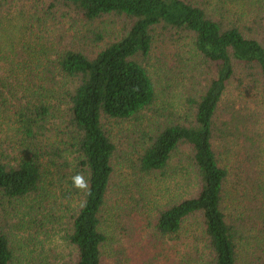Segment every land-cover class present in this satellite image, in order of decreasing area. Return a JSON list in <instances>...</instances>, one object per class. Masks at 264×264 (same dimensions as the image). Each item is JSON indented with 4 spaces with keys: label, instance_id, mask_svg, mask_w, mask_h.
<instances>
[{
    "label": "trees",
    "instance_id": "16d2710c",
    "mask_svg": "<svg viewBox=\"0 0 264 264\" xmlns=\"http://www.w3.org/2000/svg\"><path fill=\"white\" fill-rule=\"evenodd\" d=\"M48 1V13L69 10L88 21L114 16L131 22L120 39L111 41L94 58L70 49L55 61V74L68 84L65 91H60L69 112L68 143L61 141V145L73 156L77 173L90 185L89 192L82 191V204L69 237L77 250L73 264H103L102 249L108 238L102 230V215L113 180L116 147L102 120L135 119L155 102V86L144 59L153 49L158 30L175 44L189 39L194 50L210 63L215 76L196 102L193 123L165 127L140 157L141 172H161L182 146H188L201 182L195 197L160 212L155 229L163 237H176L192 216L202 214L209 264H260L264 203L254 196L259 193L264 198L262 176L256 174L264 160L260 144L263 134L251 130L252 123L256 125L254 119L233 109L225 113L222 105L229 85L238 76L239 84L260 90V109L264 113V39L246 36L239 26L213 19L192 0ZM52 111V104L33 107L19 102L4 113V118L15 126L14 140L20 146L14 149L17 158H13L3 146L5 141H0V202L36 193L46 159L55 165L53 159L64 157L63 149L53 146L49 151L42 142ZM2 119L0 113V122ZM219 140L223 154L215 149ZM231 181L239 194H232L227 206L226 190ZM245 185L249 192L241 189ZM251 198L256 202L252 203ZM253 249L257 251H250ZM12 262L8 238L0 230V264Z\"/></svg>",
    "mask_w": 264,
    "mask_h": 264
},
{
    "label": "rangeland",
    "instance_id": "374dc122",
    "mask_svg": "<svg viewBox=\"0 0 264 264\" xmlns=\"http://www.w3.org/2000/svg\"><path fill=\"white\" fill-rule=\"evenodd\" d=\"M192 1L213 19L239 26L246 36L264 39V0ZM49 3L48 0L0 3V113L3 115L0 141H5L3 146L8 149V155L17 158L14 150L20 146L14 140L17 132L4 113L19 102L33 107L52 104L53 117L43 131L42 142L49 151L53 146L63 149L64 156L59 161L53 159L55 165L46 159L44 177L36 193L20 200L0 202V230L8 238L12 264H73L77 260V250L69 237L82 204V191L73 187L72 177L78 172L76 163L64 151L66 146L61 145V141L68 143L69 112L60 91H65L68 84L55 74V61L59 54L70 49L94 58L111 41L120 39L131 24L124 17L88 21L69 10L48 13ZM144 66L155 86L153 105L135 119L104 117L102 120L116 147L113 180L102 215V230L108 238L102 249L103 264H209L211 257L202 214L192 216L176 237H163L155 229L162 210L193 198L200 191L191 149L182 146L161 172H141L139 160L162 129L193 123L196 102L214 78V70L194 50L189 39L175 44L164 38L160 30L154 34V46L144 59ZM237 78L228 87L222 111L233 109L243 117L254 119L256 125L252 123L251 130L255 128L263 134L260 144L264 149L260 90L246 88ZM222 146L220 140L215 143L218 154H223ZM259 165L256 174L262 176L261 188H264V160ZM241 189L250 191L246 185ZM232 194L239 193L233 190L231 181L226 190L227 206ZM254 197L264 203L259 193ZM255 199L251 198L252 203ZM259 223L262 224V219ZM259 223L256 222L257 229L261 227ZM260 242L263 253H259L260 264H264V238ZM252 246L255 247L253 242Z\"/></svg>",
    "mask_w": 264,
    "mask_h": 264
},
{
    "label": "clouds",
    "instance_id": "9594fccd",
    "mask_svg": "<svg viewBox=\"0 0 264 264\" xmlns=\"http://www.w3.org/2000/svg\"><path fill=\"white\" fill-rule=\"evenodd\" d=\"M73 187L80 191L89 192L90 185L89 182L84 178V176L80 173H77L72 177Z\"/></svg>",
    "mask_w": 264,
    "mask_h": 264
}]
</instances>
